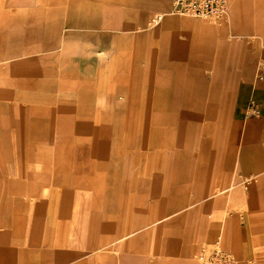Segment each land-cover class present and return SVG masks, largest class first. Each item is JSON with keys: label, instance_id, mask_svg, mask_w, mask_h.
Here are the masks:
<instances>
[{"label": "rangeland", "instance_id": "1", "mask_svg": "<svg viewBox=\"0 0 264 264\" xmlns=\"http://www.w3.org/2000/svg\"><path fill=\"white\" fill-rule=\"evenodd\" d=\"M112 13L116 28L92 22ZM260 60L264 0H229L221 18L171 12L170 0H0V247L31 250L14 264H264V160L229 140L233 117L260 113ZM150 61L155 84H203L193 115L157 107ZM72 73L88 78L62 84ZM177 149L202 156L176 162ZM116 172L144 188L127 220ZM140 219L113 248L88 247Z\"/></svg>", "mask_w": 264, "mask_h": 264}, {"label": "crops", "instance_id": "2", "mask_svg": "<svg viewBox=\"0 0 264 264\" xmlns=\"http://www.w3.org/2000/svg\"><path fill=\"white\" fill-rule=\"evenodd\" d=\"M138 1H139L140 6H144V9L151 8V7H163L164 6V0H138ZM116 10H119V9L117 8H115V10L113 9V11H116ZM123 13H124V10L122 11L119 10L118 20L120 22L122 21ZM174 19L175 18L173 17L166 18V24H170L171 22L174 21ZM116 20H117V15L112 13L108 15L107 18L100 16L99 20L97 17L96 19L92 20V22L100 21L102 22L103 27L108 28V29H113V28H116V26L114 25V22ZM103 21H108L109 24L106 26L103 24ZM123 23H122L123 26L127 24L125 22ZM39 30L40 28L37 27L35 29V32ZM86 36L88 38L91 35L89 33H86ZM101 37H104V35H102ZM170 40L172 41V48H175L176 47L175 45H178L181 43V41H178L174 37V35H171ZM49 45L51 48H54L53 42L52 43L50 42ZM175 53L176 52L174 50L171 52L172 55H174ZM151 65L152 64L150 61L149 66H148L149 71L147 73L146 92L153 93V101L156 103L157 107L162 108L161 101L166 99V101L169 102L171 110L172 109L175 110V108H178V109L186 108L187 113L189 115L191 114L193 115L195 111V108L192 107L193 102H190L189 104H187V100H189L192 96H193V99H196L198 94L201 95L203 93V84L199 82L197 87H195L194 86L195 84L191 85L190 83H188L187 86H185L184 91L180 94L177 92L175 88L176 80L174 78L170 80V82H168L166 78L161 79L160 77L158 78L159 79L158 84H155L153 82L155 81L154 79L155 77L151 76V71H152V68H150ZM121 77H123V75L116 76L117 79H121ZM87 78L88 77H79L75 73H72L71 75H69L68 78L62 79L61 82H63L62 84H65L66 81H79L81 79H87ZM165 84H167L166 86H169V87L166 88ZM252 87L255 88L254 86ZM245 94H246V90L244 86H240L239 96L243 99L245 97ZM256 94L258 97V105L260 108V113L248 114V115L242 114V115H237L233 117L231 120V127L229 130L230 142L236 145L238 148H240L242 153L249 159V161H251L254 164L260 163L262 160H264L262 158V154L264 153V83H262L259 86ZM167 129H165V127L156 126L152 128V131L154 132V134L157 133V135L161 137V135H163ZM176 152H177L175 153L176 162L178 161L180 163L187 159H191V158L194 159V157L200 158L202 156V152H198V153L191 152L188 154L183 152L181 155H180L179 149H177ZM146 156L148 158V155ZM33 176H36V175L33 174ZM113 176L115 180L119 181V186H120V191H121L120 193L121 200L117 202L118 208L120 207L124 209V213H122V216L127 220V217L129 213L131 212L132 208H134L136 205L137 207L143 208L144 205L142 203L139 205L136 201L133 200V198L143 197L144 188L142 190L138 188L136 189L133 188L134 187L133 173H131L129 176H125V175L123 176L122 173L116 172L113 174ZM142 187L143 186H141V188ZM2 200L3 199L0 198V207H1V203H3ZM189 204H191V202H189ZM168 217H170L169 213H164V214H160L157 218H154L152 220L161 221ZM120 218L119 219L117 218V220L121 221ZM249 221H251V219ZM138 222L139 223L135 225H131L128 228H123V229L117 228L116 230L110 233L106 232L103 235H100V238L96 243H92L88 247L92 250L101 249V248H113L112 245L115 242L124 240L125 238H127V236H129L128 234H130V232H132L133 230L138 229L140 227H144V219H140V221ZM118 224L119 223H116V225ZM45 243L48 244L47 242H43L41 244L45 245ZM13 244H15V241L12 242L11 245L8 247H4V246L0 247V264H14L15 263L14 258L16 255H18L17 253H26V252L31 251L29 249L27 250L16 249ZM58 253L59 252H55L54 255L58 256L59 255ZM40 255L44 258H48L49 253L45 250H42L40 251ZM61 255H63V253H61L59 257H61ZM54 258L55 257H53V259ZM56 263L60 264L61 262L56 261Z\"/></svg>", "mask_w": 264, "mask_h": 264}, {"label": "built area", "instance_id": "3", "mask_svg": "<svg viewBox=\"0 0 264 264\" xmlns=\"http://www.w3.org/2000/svg\"><path fill=\"white\" fill-rule=\"evenodd\" d=\"M229 0H170V11L189 14L201 18H221L228 12ZM161 19V15H154L153 21L157 22ZM254 80H264V60L257 62L254 71ZM249 107L252 110H257L255 103H251ZM212 261L214 262L217 257L222 256L219 249H215Z\"/></svg>", "mask_w": 264, "mask_h": 264}]
</instances>
